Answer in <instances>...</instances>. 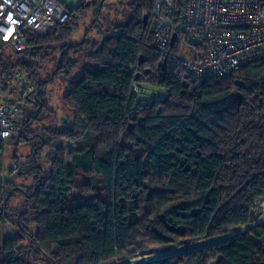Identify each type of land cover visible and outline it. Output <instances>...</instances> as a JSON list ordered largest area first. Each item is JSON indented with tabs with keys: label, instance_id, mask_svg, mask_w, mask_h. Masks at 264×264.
Instances as JSON below:
<instances>
[{
	"label": "trees",
	"instance_id": "1",
	"mask_svg": "<svg viewBox=\"0 0 264 264\" xmlns=\"http://www.w3.org/2000/svg\"><path fill=\"white\" fill-rule=\"evenodd\" d=\"M79 1L47 35L27 33L24 50L0 43L3 92L17 90L3 79L8 69L24 70L37 86L28 101L34 113L29 118L27 104L23 130L9 141L40 136L30 186L0 180V221L14 227L0 263L264 264V220L254 224L264 199V59L227 77L197 79L178 72L187 56L179 42L167 52L154 47L155 0H131L126 22L104 13L108 0ZM97 28L103 34L93 37ZM81 29L83 40L72 42ZM86 45L97 67L84 65L73 79L71 54ZM138 73L164 95L142 103L132 91ZM60 77L69 114L37 134L31 127L46 121V88ZM47 147L49 174L39 163ZM15 189L25 206L9 212ZM198 239L205 242L133 260Z\"/></svg>",
	"mask_w": 264,
	"mask_h": 264
},
{
	"label": "built area",
	"instance_id": "2",
	"mask_svg": "<svg viewBox=\"0 0 264 264\" xmlns=\"http://www.w3.org/2000/svg\"><path fill=\"white\" fill-rule=\"evenodd\" d=\"M69 15L68 5L61 0H0V43L22 51L27 47V33L45 36L66 22ZM152 26L153 45L161 52L169 51L174 33L177 34L175 44L204 47L196 58L182 55L178 63V72L197 79L227 77L264 59V0H155ZM3 79L20 85L22 98L16 101L0 98V157L5 143L21 134L24 110L37 89L22 69H8ZM2 91L1 77L0 94ZM132 91L136 96L144 93L140 80L134 82ZM19 166V160H14L12 171L16 172ZM125 260L123 264L137 262Z\"/></svg>",
	"mask_w": 264,
	"mask_h": 264
},
{
	"label": "rangeland",
	"instance_id": "3",
	"mask_svg": "<svg viewBox=\"0 0 264 264\" xmlns=\"http://www.w3.org/2000/svg\"><path fill=\"white\" fill-rule=\"evenodd\" d=\"M62 2H65L68 7H74L77 6L80 1H75L73 3L68 2L67 0H61ZM131 0H108V6L104 9V13L106 12L108 14V17L110 20L114 19L116 20L118 17L121 18V22H126L130 18V12H126V7L128 3ZM105 19V18H104ZM103 26H106V23H102ZM101 29L98 30L94 29L91 35L93 37L102 36V32L98 34V32ZM102 31V30H101ZM84 35V32L82 29L75 34V36L71 39L72 42H79L82 39ZM187 56H190L191 58H196L198 56V49L193 46H185L184 47ZM8 51V50H7ZM11 52L7 53L10 54ZM15 56V55H14ZM71 58L75 61V64L71 67V71L69 74V77L75 79L81 74V67L84 65H88L90 69H95L97 67V63L91 56V47L89 45H86L83 50L74 52L71 54ZM52 67V65H50ZM48 67L49 71L51 67ZM47 71V70H46ZM48 73L44 71V76ZM138 80V79H136ZM142 81V80H141ZM65 81L60 77L57 78L54 83L48 84L46 91H47V98H48V110L45 111L44 115H46V121H43L41 124L33 123L31 130L36 131L37 134L43 133V127L48 125L49 120H55L56 117L59 116H66L69 114L67 110L63 107L62 102V94L65 91ZM144 93L140 94L139 99H141L142 103H145L147 100L151 101V99L159 98L164 95V91L160 90L158 88H154L150 86L146 82H141ZM20 85H12V89L17 88L12 94L9 92H1L0 98L4 100H15L17 98V95L20 93ZM16 101V100H15ZM35 103H28V107L26 110L28 111L29 118L31 117L32 113H34V105ZM40 141V136H36L30 139V143H21L18 146L15 145L13 141H8L5 144L4 147V153L0 157L2 162V170L0 168V180H10L16 184L17 187H28L30 184L34 181L35 174L29 173L31 167L29 166V163L32 161V155L35 153L34 146L38 144ZM50 150L47 147L44 151L41 152L39 155V163L44 171L45 174L50 173V162L48 158ZM18 157L20 159V162L22 166L17 170L16 173L10 171V166L14 159ZM14 195L9 201V208L8 211L14 210L16 208L23 209L25 206V197L24 194L18 190L15 189L13 192ZM5 202V201H4ZM14 218V217H12ZM264 219V199H262L258 206V218L257 222ZM14 233V227L11 222H1L0 221V248L2 247V242L5 236L8 234ZM205 242L204 239H198L191 241L189 243H179L173 246L165 247L157 249L153 252H144L140 255H137L133 260H146L151 258L160 257L166 254L174 253L186 248H192L194 246L201 245ZM127 260L121 261L122 263H125ZM119 262V264H121ZM113 263V262H111ZM111 263H105V264H111Z\"/></svg>",
	"mask_w": 264,
	"mask_h": 264
},
{
	"label": "water",
	"instance_id": "4",
	"mask_svg": "<svg viewBox=\"0 0 264 264\" xmlns=\"http://www.w3.org/2000/svg\"><path fill=\"white\" fill-rule=\"evenodd\" d=\"M147 21H148V15H145V17H144V23L146 24ZM176 39H177V34L174 33L173 36H172V39H171V43H170V47H171V48L174 47L175 42H176ZM140 59H141V63L144 62L143 55H141ZM167 59H168V54H167V56L164 58V63H163L164 68L166 67ZM145 73H150V69H147V70L145 71ZM140 76H141V74L138 73V74L136 75V79H139ZM254 224H255V223H254Z\"/></svg>",
	"mask_w": 264,
	"mask_h": 264
},
{
	"label": "crops",
	"instance_id": "5",
	"mask_svg": "<svg viewBox=\"0 0 264 264\" xmlns=\"http://www.w3.org/2000/svg\"><path fill=\"white\" fill-rule=\"evenodd\" d=\"M2 169H3V168H2ZM2 169H1V170H2ZM8 235H11V234H8ZM8 235H7V236H8Z\"/></svg>",
	"mask_w": 264,
	"mask_h": 264
}]
</instances>
